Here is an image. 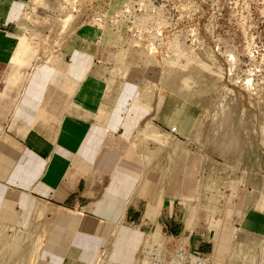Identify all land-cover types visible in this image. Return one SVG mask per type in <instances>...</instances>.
<instances>
[{
	"label": "crops",
	"instance_id": "1",
	"mask_svg": "<svg viewBox=\"0 0 264 264\" xmlns=\"http://www.w3.org/2000/svg\"><path fill=\"white\" fill-rule=\"evenodd\" d=\"M104 3L0 0V222H54L81 230L91 221L138 223L211 255L219 222L264 239V135L252 137L253 146L238 155L194 152L188 163L181 141L184 173L193 165L213 176L212 190L226 193L224 199L213 195L209 210L187 201L180 186L176 209L159 193L164 184L143 183L154 160L139 170L121 116L106 114L114 101V72L104 42ZM42 15L64 18L50 26L56 35L44 33L37 22ZM161 161L164 168L168 156Z\"/></svg>",
	"mask_w": 264,
	"mask_h": 264
},
{
	"label": "rangeland",
	"instance_id": "2",
	"mask_svg": "<svg viewBox=\"0 0 264 264\" xmlns=\"http://www.w3.org/2000/svg\"><path fill=\"white\" fill-rule=\"evenodd\" d=\"M102 5L114 72L109 93L114 101L106 114L121 116L139 170L154 160L145 185L164 184L167 189L159 193L176 209L180 186L187 201L209 210L213 195L224 199L226 193L212 190L213 176L195 172L193 165L184 173L181 141L187 143L188 163L194 152L207 158L238 155L253 146L252 137L264 135V0H106ZM56 18L42 15L37 21L47 36L57 34L51 24L56 28L65 21ZM162 154L169 159L164 168ZM216 226L221 231L216 252L197 264H264L263 238H251L227 221ZM183 246L184 239L131 222L91 221L84 230L54 222H0V264H176Z\"/></svg>",
	"mask_w": 264,
	"mask_h": 264
},
{
	"label": "built area",
	"instance_id": "3",
	"mask_svg": "<svg viewBox=\"0 0 264 264\" xmlns=\"http://www.w3.org/2000/svg\"><path fill=\"white\" fill-rule=\"evenodd\" d=\"M176 127L172 131H176ZM210 254L201 253L199 251H190L185 246L180 247L176 252V264H197L210 259Z\"/></svg>",
	"mask_w": 264,
	"mask_h": 264
},
{
	"label": "bare ground",
	"instance_id": "4",
	"mask_svg": "<svg viewBox=\"0 0 264 264\" xmlns=\"http://www.w3.org/2000/svg\"><path fill=\"white\" fill-rule=\"evenodd\" d=\"M223 108H224V107H223ZM220 109H221V107H220ZM220 117H221V116H220ZM224 117H225V116H224ZM220 119H222V118H220ZM227 119H228V118H227ZM216 120H218V119H216ZM218 121H219V120H218ZM221 121H222V120H221ZM221 121H220V122H221ZM223 121H226V119H225V120L223 119ZM223 121H222L221 123H223ZM216 124H217V123H216ZM219 124H220V123H219ZM224 124H225V122H224ZM227 124H228V123H227ZM230 124H231V123H230ZM211 125H212V124H211ZM217 125H218V124H217ZM231 125H232V124H231ZM241 126H242V125H241ZM229 127L232 128L231 126H229ZM218 128H219V126H218ZM226 128H227V126H226ZM226 128H225V126H224V128L222 129V131H224V133H225L226 130H227ZM236 128H237V127H236ZM212 129H213V128H212ZM225 129H226V130H225ZM228 129H229V128H228ZM213 130H214V129H213ZM216 130H217V129H216ZM233 130H234V129H233ZM220 131H221V130H220ZM230 131H231V130H230ZM214 132H215V131H214ZM218 132H219V131H218ZM227 132H228V131H227ZM227 132H226V134H227ZM237 132H238V130H237ZM222 133H223V132H221L220 134H222ZM224 133H223V134H224ZM216 134H217V136H218L219 133H216ZM235 134H236V133H235ZM214 135H215V134H214ZM224 135H225V134H224ZM224 135H223V136H224ZM230 135L232 136V133H231ZM237 135H238V134H237ZM226 136H227V135H226ZM238 136H239V135H238ZM221 137H222V136H221ZM216 138H220V137H216ZM227 138H228V140H229V137H226V138H225V136H224L225 142L228 143V141H226ZM230 138H231V137H230ZM236 138H237V137H236ZM220 140H222V139H220ZM230 140H233V139L231 138ZM235 140H236V139H235ZM218 141H219V140H218ZM237 141H239V140H237ZM221 142H222V141H220V143H221ZM223 142H224V140H223ZM233 142H234V141H233ZM233 142L231 143V144H232V147H233ZM225 144H226V143H225ZM228 144H229V143H228ZM236 144H237V143H236ZM221 145H222V143H221ZM217 146H218V144H217ZM218 147H219V146H218ZM220 147H221V146H220ZM226 147H227V146H225V148H226ZM237 147H238V146H237ZM227 148H228V147H227ZM227 148H226V149H227ZM233 148H234V147H233ZM233 148H232V150H233ZM222 149H223V147H222ZM239 149H240V148H239ZM224 150H225V149H224ZM229 150H230V149H229ZM237 150H238V149H237ZM227 151H228V149L226 150V152H227ZM221 152H222V151H221ZM237 153H238V151H237ZM95 226H96V225H95ZM97 227H98V226H97ZM16 241H17V240H16ZM9 242H10V241H9ZM17 243H18V242H17ZM37 243H38V242H37ZM4 246H5V245H4ZM14 248H15V245H14ZM13 250H14V249H13ZM34 250H35V249H34ZM9 251H10V250H9ZM10 252L15 253V251H12V250H11ZM37 252H38V251H37ZM11 254H12V253H11ZM36 259H37V258H36ZM113 263H114V262H113ZM113 263H112V264H113Z\"/></svg>",
	"mask_w": 264,
	"mask_h": 264
}]
</instances>
